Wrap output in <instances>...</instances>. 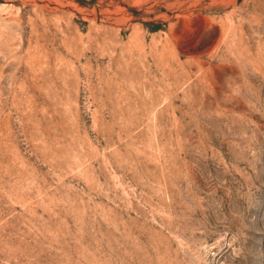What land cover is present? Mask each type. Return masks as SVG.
Listing matches in <instances>:
<instances>
[{
  "label": "rangeland",
  "instance_id": "1",
  "mask_svg": "<svg viewBox=\"0 0 264 264\" xmlns=\"http://www.w3.org/2000/svg\"><path fill=\"white\" fill-rule=\"evenodd\" d=\"M0 264H264V0H0Z\"/></svg>",
  "mask_w": 264,
  "mask_h": 264
}]
</instances>
